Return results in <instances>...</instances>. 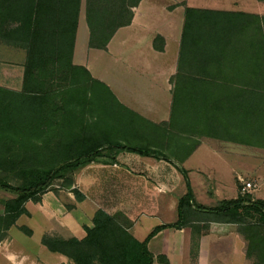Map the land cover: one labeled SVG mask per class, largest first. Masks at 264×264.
I'll use <instances>...</instances> for the list:
<instances>
[{
	"label": "trees",
	"instance_id": "16d2710c",
	"mask_svg": "<svg viewBox=\"0 0 264 264\" xmlns=\"http://www.w3.org/2000/svg\"><path fill=\"white\" fill-rule=\"evenodd\" d=\"M140 1L85 0L88 46L105 49L115 31L131 23ZM81 3L0 0V45L24 51L20 89L0 86V189L12 194L1 200L0 239L20 215L28 214L25 203L40 202L57 181L71 188L75 202L82 201L85 196L74 187L73 174L98 156L113 162L124 149L150 152L122 145L103 148L96 137V120L88 114L99 105L110 106L101 98L102 90L112 94L84 66L73 63ZM159 40L155 36L161 50ZM171 80L173 118L179 111L193 133L264 147V15L185 6L177 72ZM185 179L187 192L178 200L176 222L156 225L143 240L131 233L122 213L110 215L98 208L92 226H83L82 238L44 235L41 242L73 264H152L148 241L156 233L181 228L203 214L206 222L236 224L246 241L247 259L264 264V199L241 192L239 184L235 198L202 206ZM158 259L168 264L163 255Z\"/></svg>",
	"mask_w": 264,
	"mask_h": 264
},
{
	"label": "crops",
	"instance_id": "0c3cea01",
	"mask_svg": "<svg viewBox=\"0 0 264 264\" xmlns=\"http://www.w3.org/2000/svg\"><path fill=\"white\" fill-rule=\"evenodd\" d=\"M144 1L133 8L131 23L118 28L105 49L88 46V28L78 49V33L83 29L79 12L73 63L84 66L113 95L102 90L101 98L109 100L110 106L99 105L88 114L96 120L93 129L103 148L122 145L151 153L124 149L113 162L103 155L80 168L81 184L77 188L85 198L75 202L70 210L66 211L55 201H46L47 192L40 202H33L38 207L32 209L29 201L26 202L28 214L20 215L0 239V264H73L67 256L52 251L58 254L54 262L42 260L38 252L46 246L41 239L44 235L82 238L83 226H92V217L98 208L110 215L122 213L130 221L131 233L143 240L156 225L176 222L178 200L187 192L185 178L197 204L214 206L220 200L237 196L247 163L246 147L264 148L193 133L183 123L179 111H175L173 118L174 82L171 79L177 72L183 17L180 31L169 35L160 24L139 22L145 18L140 10ZM163 8L172 13L167 5ZM135 26H138L137 32L146 31V35L138 37L140 33L133 30ZM157 35L162 37L161 43L158 41L161 50L155 47ZM23 61L24 57L17 65L20 81ZM212 138L234 147L219 148L211 142ZM261 170H256L255 178L263 185ZM257 197L264 199V195ZM201 215L200 220L181 228L167 227L156 233L148 241L152 264H162L158 259L161 255L168 264H235L231 261L234 245H237L240 264H248L246 241L236 224L206 222ZM156 216L161 219L153 221L152 217ZM22 217L32 223L20 222ZM35 228L39 232L37 239L33 236ZM29 240L32 244L35 241L34 246H28Z\"/></svg>",
	"mask_w": 264,
	"mask_h": 264
},
{
	"label": "rangeland",
	"instance_id": "374dc122",
	"mask_svg": "<svg viewBox=\"0 0 264 264\" xmlns=\"http://www.w3.org/2000/svg\"><path fill=\"white\" fill-rule=\"evenodd\" d=\"M164 5H167V10L172 11L171 14L165 12L166 9L163 8ZM185 6H194V7H205V8H216V9H236V10H245L249 12L258 13L260 15H264V1L261 0H145L140 10L141 12H144V19H139V22L145 23L149 22L151 25H158L160 24L161 27L167 32L169 35H173L176 32H179L181 29V21L183 17L184 7ZM84 10H85V0H82V9L80 11V22L83 26V29L79 31L78 33V43L80 48L81 44H83V41L86 37V22L84 18ZM159 12L160 15H157ZM156 13V14H155ZM138 26H135L133 28L136 33H140L137 35L138 37L142 38L144 35H146V31L144 32H137ZM85 30V31H84ZM142 31V30H141ZM112 48V47H111ZM80 50V49H79ZM79 50L77 59H79ZM24 57V51L19 48H13L6 45H0V86L16 89L19 90L22 84V81H20L19 73L17 65ZM92 61V60H89ZM93 72L95 73V69L93 68ZM211 142L217 144V147L219 148H226L228 147H234L227 145L224 141H220L217 139L212 138ZM237 147V146H236ZM244 148V147H243ZM247 163L245 166V171L242 173V179L239 180L240 183H242L241 180H244L246 182L251 183V187L249 188V191L253 194L254 197L262 196L264 195V184L260 185V183L256 180L255 174L256 170L262 168L261 173L264 176V148L259 147H253V146H247ZM74 177V187L80 188L81 184V177H80V169H78L73 174ZM153 183H155V180H152ZM228 179L225 180V184H228ZM242 185V184H241ZM196 192V187L194 188ZM70 187H62L59 185V181L57 183L53 184L50 188V190L47 191V197L46 201H55L58 204L62 205L63 208L67 211V205H74L75 206V200L73 198V193L70 191ZM12 194H9L8 192H5L0 189V213H3V205L1 203L2 199L11 198ZM35 203L29 201L28 206L30 208H34L33 206L38 207V205H34ZM73 208V207H72ZM70 210V209H68ZM157 219H161L159 216L152 217L153 221H158ZM56 220V218H55ZM20 222H25V224H29L32 222H26L25 218L22 217L20 219ZM27 230H24V232ZM22 234V233H21ZM39 235L38 230L35 228V234L33 235L35 239H37ZM23 236V235H22ZM34 240V239H33ZM32 240V241H33ZM35 244V241H33ZM31 241L29 240L28 246H34ZM235 253L232 256L231 261L235 264H240L241 259L240 256L237 255V245H234ZM34 248V247H33ZM42 251L38 252L39 257L48 262H54L55 259L58 257V254L52 253L50 250L45 248L41 249ZM248 264H252V261L249 260Z\"/></svg>",
	"mask_w": 264,
	"mask_h": 264
},
{
	"label": "built area",
	"instance_id": "2783aa9c",
	"mask_svg": "<svg viewBox=\"0 0 264 264\" xmlns=\"http://www.w3.org/2000/svg\"><path fill=\"white\" fill-rule=\"evenodd\" d=\"M242 181H243V183L241 185V192H246L251 187V183L250 182H246L244 180H242Z\"/></svg>",
	"mask_w": 264,
	"mask_h": 264
}]
</instances>
